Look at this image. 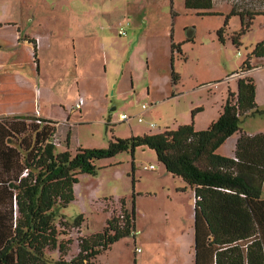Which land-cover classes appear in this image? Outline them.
Masks as SVG:
<instances>
[{
	"label": "rangeland",
	"instance_id": "1",
	"mask_svg": "<svg viewBox=\"0 0 264 264\" xmlns=\"http://www.w3.org/2000/svg\"><path fill=\"white\" fill-rule=\"evenodd\" d=\"M247 9L258 14L236 47L229 39L241 26L236 12ZM210 12L198 15L185 8V0H0V39L17 30L35 38L38 59L36 67L33 47L14 42L19 45L10 51L7 67H0V90L11 84L0 96V114L58 121L56 153H74L79 146L107 149L115 138L184 123L210 125L227 93L236 92L234 75L264 41V2L213 0ZM243 19L248 22L249 15ZM225 21L221 42L218 31ZM120 26L125 35L117 33ZM251 63L262 64L264 58ZM250 73L257 81L264 78V71ZM77 103L80 113L72 112ZM122 113L130 120L120 122ZM263 116L258 123L264 127ZM225 142L219 153L229 156L232 148ZM97 166L95 175L78 176L74 200L58 207L69 223L84 218L80 230L70 228L63 236L73 240L68 258L77 252V237L101 231L123 200L129 213L134 210V231L100 253L98 263L194 264L193 190L167 173L147 146L99 160Z\"/></svg>",
	"mask_w": 264,
	"mask_h": 264
},
{
	"label": "trees",
	"instance_id": "2",
	"mask_svg": "<svg viewBox=\"0 0 264 264\" xmlns=\"http://www.w3.org/2000/svg\"><path fill=\"white\" fill-rule=\"evenodd\" d=\"M212 6L213 0H185V8L198 15H210ZM236 13L241 26L229 39L238 47L258 12ZM244 15H249L248 22ZM227 24L218 31L221 42ZM171 48L180 52L174 44ZM252 57H264V41L254 46L241 73L252 68ZM171 79L178 81L173 71ZM255 96L254 79L243 75L237 78L236 92L227 93L217 119L206 129L183 124L141 137L115 138L107 149L79 146L74 153L54 151L57 122L0 118V264H100L96 261L100 253L133 233L134 210L129 213L121 200L119 213L112 211L101 231L77 237V252L68 258L73 240L63 236L70 228L80 230L84 218L78 215L69 223L58 207L74 200L79 175L97 173V161L128 150L133 154L143 146L155 152L167 173L193 190L194 264H264V133L249 135L240 129L246 117L264 115ZM237 133L233 156L219 154L218 148Z\"/></svg>",
	"mask_w": 264,
	"mask_h": 264
},
{
	"label": "crops",
	"instance_id": "3",
	"mask_svg": "<svg viewBox=\"0 0 264 264\" xmlns=\"http://www.w3.org/2000/svg\"><path fill=\"white\" fill-rule=\"evenodd\" d=\"M0 27H2L1 24H0ZM17 32H19V31L17 30ZM17 32L15 33V35H14V33L11 34L10 32H8V34L6 35L8 37H6L4 35H1L3 37V39L2 40L0 39V41L2 42V43H0V59H1V62H3L2 64H5L3 66H0L2 68V71H3V69L5 67H7V65H6L7 62L10 61V58H9V56L11 57V52L10 51L13 50V48H15V46H18L19 45V44L18 45L14 44V42L20 43V41H23L24 44H27L28 46H32V47H34V44L33 43L35 41H36L35 43H37V40H35V38L30 37V36H27V35H26L27 38H24V36L22 37L21 35L17 34ZM36 57H37L36 54L34 56V53H33V59L36 60V61L33 60V63H35V66L37 67L38 66L37 65L38 64V59ZM252 58L261 59V58H264V57H261V58L252 57ZM6 60H7V62H6ZM15 65H17V63H15ZM251 65H252V63H251ZM258 70L264 71V63H262V64L261 63H258V64H255V65H252V68L249 71L243 72V73H239V74L237 73L234 76H237V78H238V77L243 76V75H248L249 77H252L254 79V82H255V95H256L255 98H256V103H257L258 108L264 109V97L261 98V94H264V78H261V82L259 80L257 81L252 76V74L250 73V71H258ZM8 78H9V76H8ZM10 90H11V84L8 81V82L5 83V86L2 88V90H0V96L3 97L4 93L9 92ZM261 104H263L262 105L263 107H261ZM81 110H82V108H80V110H78V112L80 113ZM9 113L6 114V115L0 114V118L9 117V116H21V117H25L21 113H15V112H12V111H9ZM218 114H219V112H218ZM259 117H260L259 114H254V115L248 116L245 119H243V121H242V123L240 125L241 132L246 133V134H249V135H253V134H256V133H264V127L258 123V120L260 119ZM49 120H51V119H49ZM52 121H54V120H52ZM54 122H57V125L59 124L58 121H54ZM184 124H187V123H184ZM208 125L200 124L199 127L198 126L197 127H194V129L195 130H203V129H206V126H208ZM177 127H175V128H177ZM175 128H173V129H175ZM238 136H239V133L234 134V135L230 136L226 140V142H225V143H227V142L230 141V145H231V148H232V153L229 156H233V152H234V148H235V144H236V141H237ZM220 147L217 150L218 153H219ZM219 154H221V153H219ZM221 155H223V154H221ZM175 178H177V177H175Z\"/></svg>",
	"mask_w": 264,
	"mask_h": 264
},
{
	"label": "built area",
	"instance_id": "4",
	"mask_svg": "<svg viewBox=\"0 0 264 264\" xmlns=\"http://www.w3.org/2000/svg\"><path fill=\"white\" fill-rule=\"evenodd\" d=\"M119 35H125V30L120 26L118 32H117ZM241 73V72H240ZM81 108V103H77L75 104L73 107H72V112H75V111H78L80 110ZM142 109L145 111L148 109V106L146 104H143L142 105ZM130 120V117L125 114V113H122L120 114V117H119V121L120 122H124V121H129ZM139 121H142V118L139 117ZM155 125L154 124H151V128L154 127ZM149 168H153V165H150Z\"/></svg>",
	"mask_w": 264,
	"mask_h": 264
},
{
	"label": "water",
	"instance_id": "5",
	"mask_svg": "<svg viewBox=\"0 0 264 264\" xmlns=\"http://www.w3.org/2000/svg\"><path fill=\"white\" fill-rule=\"evenodd\" d=\"M111 109L114 110L115 109V106H113Z\"/></svg>",
	"mask_w": 264,
	"mask_h": 264
}]
</instances>
